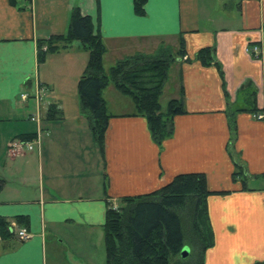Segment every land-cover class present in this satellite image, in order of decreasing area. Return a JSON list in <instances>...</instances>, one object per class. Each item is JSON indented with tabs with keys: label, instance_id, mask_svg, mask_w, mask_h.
Segmentation results:
<instances>
[{
	"label": "crops",
	"instance_id": "0c3cea01",
	"mask_svg": "<svg viewBox=\"0 0 264 264\" xmlns=\"http://www.w3.org/2000/svg\"><path fill=\"white\" fill-rule=\"evenodd\" d=\"M147 1L141 16L133 0H32L27 9L24 1L0 0V177L6 184L0 217L13 232L0 236V264H107L108 202L118 205L123 196L153 192L189 172L204 173L211 191H226L207 198L214 245L204 264L264 261V120L248 110L264 112V62L248 51L258 43L264 54V0ZM75 5L101 30L104 62L110 55L114 63L154 55L162 44L177 50L184 35L187 54L172 64L168 80L174 71L175 97L183 86L187 112L175 116V132L162 147L147 119L134 114L132 99L113 84L102 93L111 117L104 149L98 145L77 86L89 58L81 43L38 61L39 39L65 34ZM207 46H216L229 101L219 69L195 60ZM39 86L49 95L44 106L34 97ZM115 104L124 109L113 112ZM51 105L62 118H46ZM39 106L37 123L30 118ZM231 118L247 188L233 178ZM22 134H36L34 150L10 156L8 143ZM17 215H27L29 224L20 225ZM21 227L30 239H19Z\"/></svg>",
	"mask_w": 264,
	"mask_h": 264
},
{
	"label": "trees",
	"instance_id": "16d2710c",
	"mask_svg": "<svg viewBox=\"0 0 264 264\" xmlns=\"http://www.w3.org/2000/svg\"><path fill=\"white\" fill-rule=\"evenodd\" d=\"M13 6L25 2L23 8H32V0H9ZM134 12L146 15L147 0H133ZM68 31L65 34L53 35L38 41V61L44 62L54 54L80 40L82 47L89 53L88 64L79 79L78 88L82 105L91 125V131L102 149L105 147L106 130L111 117L103 90L113 84L123 94L129 96L134 104L135 115L147 119L153 140L161 147L164 140L175 132V116L186 114L184 87L180 96L169 101V108L162 112L161 98L166 81L169 78L173 63L182 61L187 54L184 35L180 34L178 49L162 44L154 55L136 53L118 60L108 70L105 68L104 56L107 47L101 30H96L91 15L83 14L80 6L75 5L70 12ZM258 44V43H254ZM254 44L250 45L253 46ZM260 45V44H258ZM249 46V47H250ZM263 59L264 54L251 53ZM203 66L215 65L223 80V90L229 101L230 94L226 89L224 69L216 57V46L201 48L196 56ZM187 61L192 60L187 57ZM257 113L256 108L248 109ZM46 118H62V111L51 105ZM232 137L231 155L236 162L234 180H243L246 186L244 167L238 161L234 151V142L238 127L235 119H230ZM36 134H22L18 139L34 140ZM5 179L0 177V193L5 187ZM107 186V182H106ZM226 192V191H225ZM207 187V176L204 173H181L155 189L142 195L123 196L119 205L108 202L106 212L105 243L107 264H204L206 251L214 245V234L209 221L208 196L213 193ZM20 225L26 226L30 219L27 215L15 217ZM186 226L190 233L186 234ZM11 222L0 217V236H12ZM200 244V256L180 258V252L186 241ZM254 264H264L258 261Z\"/></svg>",
	"mask_w": 264,
	"mask_h": 264
},
{
	"label": "built area",
	"instance_id": "2783aa9c",
	"mask_svg": "<svg viewBox=\"0 0 264 264\" xmlns=\"http://www.w3.org/2000/svg\"><path fill=\"white\" fill-rule=\"evenodd\" d=\"M248 51L249 53H254L255 54H262V48L260 45L258 44H254L253 46L248 47ZM45 87H37L35 93H34V97L35 99H37L39 105H42L43 101H44V95H45ZM29 96V94L24 93L22 94V98H27ZM41 106H39V112L35 115H33L30 120H34L37 123H40V121L42 120V111H41ZM255 118L258 120H264V112H257L255 114ZM38 140L40 141V139L38 138ZM8 153L10 156H17L20 155L22 153V151L24 149H27L29 151L34 150V142L33 141H29V140H24V139H14L11 140L8 145ZM115 207H117V204H115ZM16 224L12 225V228H14ZM17 236L19 237V239L21 241H26L27 239H30L32 237V233L24 227L18 228L17 229Z\"/></svg>",
	"mask_w": 264,
	"mask_h": 264
},
{
	"label": "rangeland",
	"instance_id": "374dc122",
	"mask_svg": "<svg viewBox=\"0 0 264 264\" xmlns=\"http://www.w3.org/2000/svg\"><path fill=\"white\" fill-rule=\"evenodd\" d=\"M77 43H82V42L80 40H77ZM111 59H112V55L106 57V60H105V62H106L105 68L106 69L107 68H110L111 66H113L115 64L114 62L111 61ZM175 78H176V73L173 71L171 73V75H170V79L167 81V88H165L164 91H163V93H162V98H161L162 112H166L168 110V108H169V106H168L169 101L171 99H174V97L177 94V89L176 88H179V87H173V85L175 83L174 82L175 81ZM48 96L49 95H45L44 96V101L42 103L43 106L48 103V100H49L48 99ZM107 96H109V95L107 94ZM128 99L131 100L130 97H127L125 100H128ZM121 109H124V108H120L116 104L115 105H111V110L113 112L119 111ZM35 114H37V113H35ZM188 233H190V228H189V226H186V234H188ZM186 245L191 248V253H190L191 256L190 255L189 256L192 257V258H190V259L197 258V257L200 256L199 252H200V249L202 248L200 246V244L196 245L194 242H191L190 240H187L186 241ZM180 258H183V257L180 256Z\"/></svg>",
	"mask_w": 264,
	"mask_h": 264
},
{
	"label": "water",
	"instance_id": "95a60500",
	"mask_svg": "<svg viewBox=\"0 0 264 264\" xmlns=\"http://www.w3.org/2000/svg\"><path fill=\"white\" fill-rule=\"evenodd\" d=\"M191 253V248L188 247L187 245L183 246V249L180 252V256H182L183 258H187Z\"/></svg>",
	"mask_w": 264,
	"mask_h": 264
}]
</instances>
